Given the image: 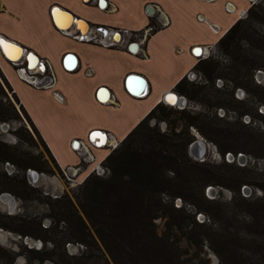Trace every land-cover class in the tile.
<instances>
[{
  "label": "trees",
  "instance_id": "obj_1",
  "mask_svg": "<svg viewBox=\"0 0 264 264\" xmlns=\"http://www.w3.org/2000/svg\"><path fill=\"white\" fill-rule=\"evenodd\" d=\"M257 25L264 27V6L259 3L217 43L219 55L227 60L214 55L200 59L193 69L197 79L190 81L185 77L175 86L174 92L188 102L203 106L204 111L173 110L163 102L156 105L103 161L104 175L92 173L78 185L77 193L65 194L47 203L52 219L48 228H42L41 222L29 218L0 215L3 229L44 242L39 250L25 247L29 255L27 264L47 261L55 264H187V254L181 246L184 240L195 246L207 243L219 264H264V199L244 197V186L252 185L249 170L225 161L227 153L237 155L245 150L223 148L216 139V136L236 138L229 129L232 124L226 120L227 113L233 111L242 117L255 112L254 107L236 98V92L243 89L255 94V88L261 87L256 83L255 74L264 72V30ZM148 26L154 27L152 33L162 29L155 18H151ZM219 79L225 80L221 88L217 87ZM8 91L20 103L22 113L51 163L62 175L61 167L0 68V122L20 118ZM162 105L164 110H161ZM219 109L225 110L224 117L218 116ZM152 119L168 122L169 130L161 132L157 127L151 128ZM193 129L217 144L222 164L200 163L190 155V145L196 141ZM22 130L24 133H17L19 140L33 143L30 132ZM3 146L8 151H17L16 147ZM0 161L10 162L11 159L5 157ZM19 167L24 172L28 168L54 172L47 159L41 166ZM208 186L228 189L231 200L227 203L209 199ZM259 188L264 192L263 186ZM3 193L23 200L39 199V191L28 184L25 174L0 173V195ZM177 200L182 202L181 206L176 205ZM243 211L253 213L250 237L255 247L250 253L243 251L237 241L240 234L237 219ZM199 214H204L208 221L199 222ZM157 220L164 221V231H159ZM63 225L67 226L69 234L58 241L51 239L52 235L59 238L58 230ZM68 243L81 244L89 255H69L65 248ZM16 258L13 251L0 246V264H16Z\"/></svg>",
  "mask_w": 264,
  "mask_h": 264
},
{
  "label": "crops",
  "instance_id": "obj_2",
  "mask_svg": "<svg viewBox=\"0 0 264 264\" xmlns=\"http://www.w3.org/2000/svg\"><path fill=\"white\" fill-rule=\"evenodd\" d=\"M149 5L155 16L148 15ZM251 7L250 0H0V36L47 60L56 81L42 89L25 83L1 47L0 68L59 166H75L79 158L72 141L88 142L87 135L104 131L121 143L167 93L190 76L202 59L192 49H214ZM73 15L79 26L63 32L60 22L67 24ZM153 17L168 25L139 44L137 54L129 51L131 42L106 47L77 37L99 27L142 31ZM201 18L217 24L221 35ZM130 76L134 77L129 90ZM140 78L145 93L135 96ZM142 104L146 105L138 109ZM0 199L13 212L11 204Z\"/></svg>",
  "mask_w": 264,
  "mask_h": 264
},
{
  "label": "rangeland",
  "instance_id": "obj_3",
  "mask_svg": "<svg viewBox=\"0 0 264 264\" xmlns=\"http://www.w3.org/2000/svg\"><path fill=\"white\" fill-rule=\"evenodd\" d=\"M259 4L264 6V0H259ZM62 29L68 28L66 23L60 26ZM258 28L264 30L262 25H257ZM138 37H133V39H137ZM212 55L215 57H219L221 59H228L225 56L219 55L217 48L212 52ZM9 56L13 58L14 56L18 57V54L14 51L9 50ZM225 61V60H224ZM198 63V62H197ZM255 74L256 83L261 85V87L255 88V94H248L243 89H238L236 92V98L239 100H244L248 106L254 107L255 112L251 114H246L240 117L236 112L227 113L224 109L218 110V116L224 117L226 115V120L231 122L229 129L234 131L236 134V138H224L222 136H216V139L220 146L223 148H235V149H244L245 151H241L237 155H233L231 152L226 155V162L234 163L238 167L247 168L249 181L252 185H245L244 187L248 188V192L242 191V195L244 197H259L264 199V192L259 188V186L264 187V112H261L260 109L264 108V83H259L258 81V73ZM263 72V71H262ZM195 73V72H194ZM264 73V72H263ZM196 74V73H195ZM197 75V74H196ZM190 81L191 78H188ZM199 81V80H198ZM225 83V80L219 79L217 81V87L221 88ZM242 90L243 95H239L238 91ZM24 94L27 96L28 93L26 90H23ZM8 96L13 101L17 112L20 118H15L9 122H0V126L6 124L7 129L0 131V159L5 157H9L11 161H0V173H6L8 176H16L25 174L27 177L28 184L36 188L39 193H37V197L39 199H20L14 195L15 198V207L14 211L11 212L8 204L2 203L0 199V215L5 216H19L23 218H29L34 220L35 222H41L42 228H48L52 223V219L50 218L51 211L50 207L47 203L50 201H54V199L59 198L65 194L73 195L77 193L78 186L77 184L69 183L61 173L55 168L53 163H51V159H49L48 154L43 148L40 140L37 135L33 132L32 126L29 123L28 119L22 113L20 108V103H18L11 91H8ZM148 103V102H147ZM146 103V104H147ZM137 105L138 109L142 106L146 105ZM240 104H237L239 107ZM188 110L193 112H201L204 111L205 108L197 103L188 102ZM169 109L180 110L176 107H169ZM253 111V110H252ZM174 118V117H173ZM252 122V123H251ZM150 127H157L161 130V132H166L169 130L168 122L152 119L149 123ZM22 129H27L32 135L34 142L26 143L20 141L17 133L23 132ZM178 129H181V124H178ZM195 135L198 136L197 139H203L202 141L207 144V151L205 152L204 158L202 160H197L201 162H208L215 165H220L223 163L222 155L219 152L218 146L215 142H212L203 136H201L195 129L192 130ZM24 133V132H23ZM90 135H87V140ZM74 141H72L71 148H73ZM6 146L16 147L17 151H8ZM94 153H96V161H94L88 171L83 173L80 176V179H84L87 172L93 167L96 168L99 162L106 156H108L109 149H100V148H92ZM190 152V151H189ZM78 156V154L76 153ZM191 155V154H190ZM231 155V157L229 156ZM43 156V157H41ZM79 163L81 157L78 156ZM44 159H47L50 162V165L54 169L53 173H49L47 171H38L34 168H28L25 172L21 170L19 165L22 166H41L43 164ZM196 160V159H195ZM77 164V165H78ZM75 165V166H77ZM72 167V166H71ZM68 168V167H64ZM29 170H33L38 173L37 179L33 182L29 179L28 172ZM10 194V193H9ZM206 196L209 199H216L222 202H229L232 198V194L228 189H225L220 186H208L206 189ZM177 206H181L182 202L180 200L176 201ZM192 211L193 209L190 208ZM194 213V212H193ZM251 217H253V213L250 211L240 212L238 215L237 227L240 232L239 239H237L241 249L243 251H247L250 253L251 250L255 247V243L252 241L250 237V222ZM197 220L199 222L208 221L207 217L204 214H199L197 216ZM158 229L160 232L165 230L164 221L157 220ZM63 227V228H62ZM59 228V238L55 235L49 236L51 239L60 240L62 236H66L69 234V230L63 225ZM37 230V227H34V231ZM200 230V229H198ZM63 232V233H62ZM58 238V239H57ZM28 239V240H26ZM0 246L13 251L16 255V264H27L29 263V255L25 251V247L27 249L35 248L37 250L42 249L44 247V242L39 239L29 238V237H21L20 235L3 229L0 227ZM49 248L51 246L47 245ZM181 246L185 249L187 254V264H219V259L214 254V252L210 249L207 243L203 245L195 246L184 240ZM66 251L69 255L81 256L85 254L89 255L88 251L84 246L78 243H68L65 245ZM38 264V263H36ZM44 264H55L53 262L47 261Z\"/></svg>",
  "mask_w": 264,
  "mask_h": 264
},
{
  "label": "built area",
  "instance_id": "obj_4",
  "mask_svg": "<svg viewBox=\"0 0 264 264\" xmlns=\"http://www.w3.org/2000/svg\"><path fill=\"white\" fill-rule=\"evenodd\" d=\"M214 1V0H211ZM252 6L256 3L259 2V0H250ZM55 14V13H54ZM243 16L245 17L247 15V12H243L242 13ZM155 16V15H152ZM151 17V16H150ZM155 18V17H153ZM202 22L206 23L211 30H213L216 34L221 35V28L214 23H210L209 21H207L206 19L201 18L200 19ZM158 24L160 25V28H164L168 25V21H162L161 23H159V21H157ZM101 28V27H99ZM61 30L63 32H65V29ZM154 30V27L148 26L146 29L142 30V31H137V32H132L130 30H126V29H118V30H109L108 31V35L111 36L112 40L111 41H107V37H103L102 32L98 30V28H95L94 31L92 33H88L85 34L84 32H82V34L78 35V39H80L81 41H87V42H94V43H98L101 44L103 46L106 47H116L119 45H127L128 43H130L128 45L129 47V51H130V46L135 44L137 45L138 49H140L139 44L144 45L145 40L147 39V37L149 35L152 34ZM120 36L119 40L116 39V37ZM133 37H138L137 39H133ZM138 49L136 51L137 54L138 53ZM204 50H207V53L204 55H202V59H207L212 55L213 48L211 47H204ZM141 51V49H140ZM131 52V51H130ZM192 53H194L195 55H197V52L195 51V48L192 49ZM211 53V55H210ZM200 57V56H199ZM25 59L23 58L22 60H18V61H9L11 62V64L13 65V67L15 68V70L17 71V74L19 76V78L24 81L25 83L38 88V89H42V88H47V87H52L54 86V83L56 81V77H55V73L53 71V68L51 66V64L44 59L40 60L38 67V70L35 68H31V65L28 63L26 65L25 63ZM40 64L42 66V68L40 67ZM191 78V80H196L197 79V75L192 72L189 76ZM188 77V78H189ZM46 80V81H45ZM54 95L56 97L57 100H59L60 102H64V98L63 96L59 93V92H54ZM179 95V94H178ZM181 96V95H180ZM164 103V101H163ZM188 107V106H187ZM180 110H183L180 107H176ZM96 132V131H94ZM92 132L88 142H83V141H78L74 144V151L78 154V156L81 157V162L80 164H78L77 166H70L68 168H64L61 167L62 170V176L69 182V183H73V184H77L76 186L82 184L85 179L92 173H96L97 175H104L106 173V169L104 168V166L102 165L103 161L106 159V157L104 159H102L101 162H99V164L97 165L96 168H92L89 170V172H87L86 176L84 177V179H80V176L85 173L86 171H88V169L90 168V165L96 161L93 153H92V148H100V149H109V154L112 150H114L119 143H117L115 141V139L110 136L109 133H106V144L105 145H99V143L95 142V141H90V138L92 137V134L94 133ZM101 132V131H99ZM99 141V139L97 140ZM108 154V155H109ZM243 191L246 193L248 192V188L244 187Z\"/></svg>",
  "mask_w": 264,
  "mask_h": 264
},
{
  "label": "water",
  "instance_id": "obj_5",
  "mask_svg": "<svg viewBox=\"0 0 264 264\" xmlns=\"http://www.w3.org/2000/svg\"><path fill=\"white\" fill-rule=\"evenodd\" d=\"M57 7H55V9H54V13L56 12L57 13V11H58V9H56ZM147 13H148V15L149 16H152V15H154V13H155V11H154V8L152 7V5H149L148 6V11H147ZM72 24L68 27V28H66L65 30L66 31H70V29H71V27L73 26V25H75V26H79V23H80V21L73 15V18H72ZM98 30L99 31H101L102 32V35H103V37L105 38V37H107V41H111L112 40V38H111V36L110 35H108L109 33H108V31H107V29L106 28H103V27H101V28H98ZM119 38H120V36H118ZM117 39V38H116ZM0 40H6L5 38H3V37H1L0 36ZM119 40V39H118ZM9 44H12V45H14L17 49H19L21 52H22V55H21V57L19 58V60H22L23 58H26V60L28 61V63L32 66V62L33 61H35V62H37V65H39V63H40V57L39 56H37L36 54H34L33 52H29V51H27V49H25L23 46H21V45H18V44H16V43H13V42H11V41H8V40H6ZM0 47H1V50L3 51V53L6 55V57L10 60V61H13V60H11L9 57V53H6L5 52V49L3 48V45L2 44H0ZM197 49H199L200 51H201V55H199L200 57H202V55L204 54H206L207 53V50H204L202 47H196L195 48V51L197 50ZM130 51L132 52V53H136V51H137V45H135V44H133V45H131L130 46ZM203 51V52H202ZM40 67L42 68V66H41V64H40ZM134 76H130L129 77V79H128V81L126 82V85H127V88L129 89V83L131 82V79L133 78ZM137 78H139V77H137ZM141 79V81H144L142 78H140ZM258 81H259V83H264V73L262 72V71H260L259 73H258ZM130 90V89H129ZM145 93V91L141 94V95H143ZM169 93H175L176 95H177V97H178V99H177V103H176V105H175V107H180V108H182V109H185V108H187V106H188V100L184 97V96H180V95H178L176 92H174V91H172V92H169ZM169 93H167V95L169 94ZM243 91L242 90H239L238 91V94L239 95H243ZM141 95H135V96H141ZM166 95V96H167ZM165 96V97H166ZM165 97H164V99H163V101H164V103L166 104V105H168L167 103H166V101H165ZM170 106V105H169ZM3 129H7V125L6 124H4L3 125ZM94 133H99L100 134V136H98V137H100V139L97 137L96 139H93L92 137L90 138V141H96V140H98L99 139V141H96L97 143H101L102 142V140L103 139H105L106 140V133L104 132V131H101V132H99V131H96V132H94ZM196 136V138H198V136L197 135H195ZM102 137V138H101ZM202 140L203 139H197L195 142H193L191 145H190V148H189V151H190V154H191V156L194 158V159H196V160H202L203 158H204V155H205V152L207 151V144L206 143H204V142H202ZM230 157H231V155H229ZM28 176H29V179L31 180V181H35L36 179H37V177L39 176L38 175V173L37 172H35V171H33V170H29V172H28ZM0 197H9V198H13V199H15L11 194H9V193H3V194H1L0 195ZM26 240H28V239H26Z\"/></svg>",
  "mask_w": 264,
  "mask_h": 264
},
{
  "label": "snow or ice",
  "instance_id": "obj_6",
  "mask_svg": "<svg viewBox=\"0 0 264 264\" xmlns=\"http://www.w3.org/2000/svg\"><path fill=\"white\" fill-rule=\"evenodd\" d=\"M0 44L3 45V48L5 49L6 53H9V50L11 49H15V46L12 44H9L6 40H0ZM221 48H223V45H221ZM16 51H19V49H15ZM197 55H201L200 50L197 49L196 50ZM211 55V53H210ZM165 101L168 105L175 107L176 103H177V95L175 93H169L166 97H165ZM161 110H164V106H161ZM261 112H264V108L260 109ZM98 136H100L99 133H93L92 134V138L96 139ZM102 138V137H101Z\"/></svg>",
  "mask_w": 264,
  "mask_h": 264
},
{
  "label": "bare ground",
  "instance_id": "obj_7",
  "mask_svg": "<svg viewBox=\"0 0 264 264\" xmlns=\"http://www.w3.org/2000/svg\"><path fill=\"white\" fill-rule=\"evenodd\" d=\"M155 11V10H154ZM80 24V23H79ZM15 49H17L16 47H15ZM15 49H11L10 51H14V52H16L17 54H18V57H16V56H14L13 58H11V57H9L11 60H14V61H18L19 60V58L21 57V55H22V52L19 50V51H16ZM137 49H138V47H137ZM35 63H37V62H35V61H33L32 62V66L33 67H35L34 65H35ZM37 66V65H36ZM74 67V65L72 66V68ZM141 81V80H140ZM145 84V82L144 81H141V87H140V89H139V92L137 93V95H141L144 91H145V89H146V85H144ZM131 89V88H130ZM177 99H178V97H177ZM1 130H6V129H3V125L2 126H0V131ZM98 138H100V137H98ZM106 144V142L105 143H102V145H105ZM101 146V145H100ZM4 201H7V202H9L10 204H11V207H12V211H14V207H15V199H13V198H9V197H1Z\"/></svg>",
  "mask_w": 264,
  "mask_h": 264
},
{
  "label": "flooded vegetation",
  "instance_id": "obj_8",
  "mask_svg": "<svg viewBox=\"0 0 264 264\" xmlns=\"http://www.w3.org/2000/svg\"><path fill=\"white\" fill-rule=\"evenodd\" d=\"M67 20H69V22L67 21V24H66V26H67V27H69V26L72 24V22H73V21H72V19H70V17H69V19H67ZM60 25H63V23H62V22H60ZM60 28H61V27H60ZM202 52H203V51H202ZM200 53H201V51H200ZM13 61H14V60H13ZM36 65H37V63H35V65H34L35 67L31 66V68H32V69H33V68H35V69H37V70H38V67H37L38 65H37V66H36ZM99 139H100V138H99ZM96 141H97V140H96ZM96 141H95V142H96ZM105 142H106V140H105V139H103V140H102V142H101V143H99V145H102V143H105ZM202 142H203V141H202Z\"/></svg>",
  "mask_w": 264,
  "mask_h": 264
}]
</instances>
